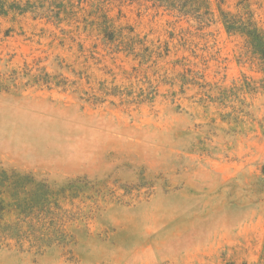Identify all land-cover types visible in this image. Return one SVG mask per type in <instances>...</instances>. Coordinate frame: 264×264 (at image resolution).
Listing matches in <instances>:
<instances>
[{
    "label": "rangeland",
    "instance_id": "1",
    "mask_svg": "<svg viewBox=\"0 0 264 264\" xmlns=\"http://www.w3.org/2000/svg\"><path fill=\"white\" fill-rule=\"evenodd\" d=\"M264 0H0V264H264V74L225 16Z\"/></svg>",
    "mask_w": 264,
    "mask_h": 264
},
{
    "label": "trees",
    "instance_id": "2",
    "mask_svg": "<svg viewBox=\"0 0 264 264\" xmlns=\"http://www.w3.org/2000/svg\"><path fill=\"white\" fill-rule=\"evenodd\" d=\"M225 24L229 33L239 34L245 38L249 54L256 60L260 71L264 74V32L250 18L225 16Z\"/></svg>",
    "mask_w": 264,
    "mask_h": 264
}]
</instances>
